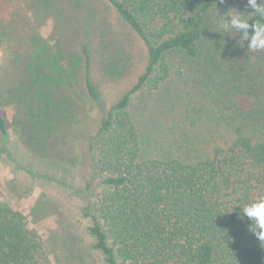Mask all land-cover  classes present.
<instances>
[{
  "label": "trees",
  "instance_id": "trees-1",
  "mask_svg": "<svg viewBox=\"0 0 264 264\" xmlns=\"http://www.w3.org/2000/svg\"><path fill=\"white\" fill-rule=\"evenodd\" d=\"M107 1L143 41L147 59L89 139L97 192L83 216L92 248L104 264H264V243L240 218L245 204L264 196V51H249L254 30L222 27L233 18L224 0ZM245 19L264 22L254 11ZM9 27L0 21V45ZM83 52L86 90L97 100L86 46ZM181 63L196 69L207 100L193 108L196 117L214 114L227 136L205 139L207 151L194 162L143 158L134 103L143 108L173 70L182 75ZM37 110L30 134L39 151L80 115L69 97L47 98ZM0 133L8 135L1 116ZM0 264H53L27 216L3 205Z\"/></svg>",
  "mask_w": 264,
  "mask_h": 264
},
{
  "label": "rangeland",
  "instance_id": "rangeland-1",
  "mask_svg": "<svg viewBox=\"0 0 264 264\" xmlns=\"http://www.w3.org/2000/svg\"><path fill=\"white\" fill-rule=\"evenodd\" d=\"M224 1L240 19L254 11L248 0ZM0 21L10 26L0 45V116L8 131L0 133V205L27 216L53 264H104L83 216L97 192L88 144L103 115L143 73L146 47L107 0H0ZM85 46L97 100L86 90ZM188 67L181 63L182 75L173 70L143 108L134 103L143 158L194 162L207 151L205 139L227 136L214 114L196 117L193 108L207 100L194 80L199 74ZM61 97L75 102L78 120L39 151L31 114L47 98Z\"/></svg>",
  "mask_w": 264,
  "mask_h": 264
},
{
  "label": "clouds",
  "instance_id": "clouds-1",
  "mask_svg": "<svg viewBox=\"0 0 264 264\" xmlns=\"http://www.w3.org/2000/svg\"><path fill=\"white\" fill-rule=\"evenodd\" d=\"M248 4L254 9V14L264 17V3L257 5L256 0H248ZM229 15L233 17L231 25L225 24L222 25V27H232L242 30L252 28L254 30V35L250 37V44L248 45L249 51H264V22L257 20L250 25L246 19H240V14L236 9H231ZM245 38H249L246 31ZM240 218L242 220L247 218L250 221L248 231L261 243H264V196L258 197L251 203L245 204L241 209Z\"/></svg>",
  "mask_w": 264,
  "mask_h": 264
}]
</instances>
